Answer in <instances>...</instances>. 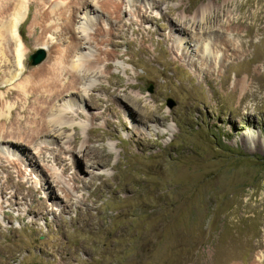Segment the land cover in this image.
Returning a JSON list of instances; mask_svg holds the SVG:
<instances>
[{
	"label": "rangeland",
	"instance_id": "obj_1",
	"mask_svg": "<svg viewBox=\"0 0 264 264\" xmlns=\"http://www.w3.org/2000/svg\"><path fill=\"white\" fill-rule=\"evenodd\" d=\"M36 1L20 28L28 67L16 83L37 68L31 55L49 56L34 32ZM115 1L121 12L96 13L85 32L84 53L104 74L73 91L85 103L56 101L69 103V128L29 146L26 104L23 142L0 148L13 178L0 180V264H264V0ZM186 18L197 28L182 35ZM60 23L52 18L45 41L62 53ZM208 28L213 66L195 53L181 61L178 43ZM9 54L0 84L15 70ZM87 146L102 158L86 159Z\"/></svg>",
	"mask_w": 264,
	"mask_h": 264
},
{
	"label": "bare ground",
	"instance_id": "obj_2",
	"mask_svg": "<svg viewBox=\"0 0 264 264\" xmlns=\"http://www.w3.org/2000/svg\"><path fill=\"white\" fill-rule=\"evenodd\" d=\"M31 4V0H0V17L5 19V21L2 20L0 25V63L3 62L2 59L8 61V54L10 53L9 55L13 58L12 67L15 68L12 75V71L9 72V75L11 76L8 77L9 79L6 83L0 84V90H3L4 88L6 90L8 85L15 84L18 81V78L20 76L24 77L27 72L25 71V68L28 67L26 58L29 50L22 37L20 28L21 24L24 23L26 19L27 11H29ZM35 4L39 16L37 14L34 19V27L36 28L34 29V32L39 31L40 36L38 40L40 42L37 43L38 45L47 47L46 51L49 53V56L46 57L47 59L44 60V62L37 65V68L34 69L33 73L29 74L27 78H22L21 82L16 83L14 87L9 90L7 89L8 93L14 91V94H17L18 97L15 102L6 100L5 95L8 93H0V148L11 147L9 142L13 140L17 141L16 146L19 145L21 141L23 142L22 138H24L25 135L23 136L22 134L24 133L22 132L24 129L23 121L25 120L22 121V118L20 117L22 112L30 113L25 106L26 104L32 106L31 110H33L32 114H34L32 120L28 118L29 121H26L32 131V135L28 134L26 136V144L29 146H32L33 143L34 145H38V140L46 139L47 137L52 138L59 133L60 129L69 128L67 110L63 109V106L69 103H60L57 105L56 101L62 102L71 99L73 102L79 100L82 104L85 103L86 100L81 99L82 92L81 96H78L75 92L73 93V91L79 92L80 86L81 89H83L85 85L87 86L90 84V81L95 78H101L104 74L100 69L99 60H92L91 56L84 53L86 51L85 46L91 45V36L89 37L85 33L87 31V25L92 23L90 18L99 12L107 18L121 12V5L115 0H65V2L61 0H38ZM43 8H48L49 11L45 12ZM184 11L190 13L191 8L186 7L184 8ZM78 15H81V17ZM168 15H174V12L170 10ZM54 16L61 21L59 27L61 28L62 36L70 41L68 48L64 49L62 53L60 49L56 48V46L54 47L45 41L46 37L53 31L50 23ZM207 19H209V16L203 13L202 22L205 21V24H207ZM180 20L182 19L180 18ZM39 22H41V24H38ZM80 24L81 27H79V29L81 31L77 32L76 26ZM189 24L196 25V21L187 18L183 22L181 21L183 27L179 30V33L186 35L187 30L184 27ZM210 33L211 31H209V28L208 30H197L195 32L196 36H191L193 40L195 39V41L192 40L195 45H192L193 42H191V40L185 43L186 45H184V48L178 43L176 51L179 54L182 50L179 56L181 61L191 64L192 62L189 61L188 54L195 53L200 55L202 62L205 61L204 64L207 68L212 67V62L207 60L208 57H211V49L208 46L212 41ZM77 34H80V36H76ZM99 34L105 36L107 35V31L101 30ZM64 42H66V40ZM204 43L208 44L203 46ZM220 43H224L226 47L227 44H229L225 39H220ZM195 47L197 49H193ZM77 56L81 57L78 58ZM107 68H109V65H107ZM65 80H69V85L64 83ZM19 89L24 92L22 96V93H18ZM83 91H85V89ZM107 91L109 92L110 90ZM97 101L98 100L91 95L87 100L90 105H93ZM37 115L42 116L41 127L38 125L39 123H37L38 120L36 121L35 119ZM7 126L10 127V130L7 132L8 138L4 140L5 134L3 129ZM59 137L60 136L58 135L57 138ZM70 144L76 145L77 140L74 139ZM8 150L11 149L8 148ZM40 154H43V152L41 151ZM84 156L90 161L102 158L100 153L89 146L84 149ZM37 164V161H35L36 166ZM92 165L97 164L94 162ZM0 169L4 172H9V168L4 162L0 163ZM2 179H4L5 183H11L13 179L12 174L8 173L6 177H0V180ZM7 189L8 187L6 186L0 189V196L2 198L6 196ZM61 191L67 197V191H65V189H61ZM16 204L10 202L9 206H15ZM42 205L45 209L47 208L43 202ZM3 216L5 219H10V216L6 213H4ZM7 248L9 249L8 246L4 247V251L8 255L9 252ZM0 256L3 257V254L1 253ZM14 257H16V255L11 253L9 260Z\"/></svg>",
	"mask_w": 264,
	"mask_h": 264
},
{
	"label": "water",
	"instance_id": "obj_3",
	"mask_svg": "<svg viewBox=\"0 0 264 264\" xmlns=\"http://www.w3.org/2000/svg\"><path fill=\"white\" fill-rule=\"evenodd\" d=\"M46 58V52L43 49L38 50L35 54L30 56V61L33 65H38L42 63ZM172 103L170 106L172 107Z\"/></svg>",
	"mask_w": 264,
	"mask_h": 264
}]
</instances>
